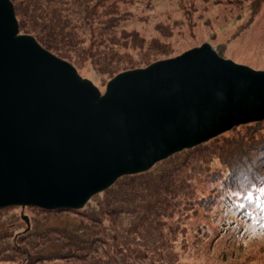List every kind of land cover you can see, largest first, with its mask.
I'll use <instances>...</instances> for the list:
<instances>
[{"label":"rangeland","instance_id":"1","mask_svg":"<svg viewBox=\"0 0 264 264\" xmlns=\"http://www.w3.org/2000/svg\"><path fill=\"white\" fill-rule=\"evenodd\" d=\"M99 1L97 8L107 28L92 27L87 19L77 17L74 8L70 22L76 37L67 50L75 63L64 60L102 93L122 72L175 58L204 43L224 58L264 70V0ZM95 34L113 39L108 46L113 41L120 45L108 56L106 47L97 46ZM255 127L240 125L180 151L171 160L172 168L179 171L176 182L152 179L149 188H136L143 177L155 175H124L115 182L116 188L95 194L80 211L35 206L0 210V264H264V215L250 221L245 220L250 216L244 217L239 223L243 205L226 207V192L217 190L223 187L217 180L227 173L222 157L243 158L239 153L243 138ZM175 183L179 196L158 197L148 206L139 200L142 191L145 197L154 196ZM220 197L223 201L214 208ZM23 215L29 219V230ZM231 222L233 227H226ZM77 236L86 238L88 246H79ZM47 251L70 254L32 261L36 252ZM92 255L96 262L87 257Z\"/></svg>","mask_w":264,"mask_h":264},{"label":"water","instance_id":"2","mask_svg":"<svg viewBox=\"0 0 264 264\" xmlns=\"http://www.w3.org/2000/svg\"><path fill=\"white\" fill-rule=\"evenodd\" d=\"M261 121L264 70L210 43L122 72L102 93L20 34L0 0V208L82 209L124 175Z\"/></svg>","mask_w":264,"mask_h":264},{"label":"trees","instance_id":"3","mask_svg":"<svg viewBox=\"0 0 264 264\" xmlns=\"http://www.w3.org/2000/svg\"><path fill=\"white\" fill-rule=\"evenodd\" d=\"M11 1L14 5L16 17L19 21L20 32L34 36L42 47L49 50L58 57L69 60L71 62H74V59L68 53L67 47L69 48V44L76 37L75 32L73 31L74 28L70 22V15L72 14L74 8L75 11H79L76 13L77 17H81L82 19H87L90 22V25H92V27L104 26L105 28H107L106 26L107 23L105 22L106 19H103L102 16L103 14H101V12H99L97 8L98 4L100 3L99 0H11ZM95 36H98V34H95ZM97 40H99L97 41V46L103 45L104 47L107 48V51L110 52L107 53L108 56H110L111 51L115 52L113 51V49L118 43L113 41L112 43H110L109 46L107 43L108 41L113 39H110V37L103 39L99 34ZM246 125H251L252 127L255 126L256 127L252 130L246 131L248 132L247 137L245 136L244 138L242 137L243 139H245V141L244 143L241 144L242 150L240 151L239 149L241 146L238 149L240 151L239 153H241L240 155L244 157L240 159L239 154H237L235 157L229 154L223 156L221 162L224 165H226L227 173L224 174L225 176L223 179L217 180V182L221 183V185L223 186L222 188L221 187L217 188L218 194L219 192L221 194V191L226 192L225 201L229 202L228 205H225L226 207H231L232 204H238V203L243 205L241 211L238 210V215H240V217L243 218V221H239V223L240 222L244 223V217L250 216L248 219H245L246 221H250L249 219H254L257 216L264 215V121L250 123ZM248 139H249V143L246 144L245 142ZM185 150L188 149H184L183 151ZM178 153H175L170 157H168L167 159L160 161L159 163L154 165L150 170L144 173L135 174L136 177L140 175H146V174L148 175L151 173L155 175L154 178L143 177L144 181L139 182L141 186L136 185V188H143V187H146L144 189L149 188L151 182L153 181L152 179L160 182H164L167 179L174 180L176 177L175 175L179 174V171L175 172V169L172 168L173 165L171 160L172 158H175V156H177ZM222 153L220 154V156H222ZM204 158L205 157H203L202 160ZM228 161H230V165L227 164ZM202 172H204V169L202 170ZM135 176L132 175L130 177H135ZM171 176H173V178H169ZM156 177H159L161 180H156ZM174 182L176 181L174 180ZM115 186L116 183L108 189H114L116 188ZM132 188L134 189L135 186H133ZM179 191L180 188H177L175 183L174 188L172 187L171 184L168 186V188L161 189L154 196L151 195L145 197L142 191L139 194L140 195L139 200L142 201L145 205L147 204L149 205L154 201L156 202L158 200V197H162V199L163 197H167V199L170 200L176 196H179V194H181L179 193ZM154 197L156 198V200H153ZM149 198H151V202H148ZM220 199L221 197L215 199V203L213 206L214 208L219 203H221V201H219ZM129 200L131 201V196L128 197L127 201ZM11 207H15V206H11ZM213 207L211 206V208ZM8 208L10 207L0 208V210L8 209ZM59 210L80 211L75 209H59ZM48 211H56V210H48ZM146 218H148V216H146ZM232 225L233 223L231 222L228 223L226 227H230ZM242 226L243 224L241 225V227ZM254 226L256 228L257 225ZM77 237H79L78 238L79 240L77 239V241L81 242V243H77L79 246H83V245L86 247L88 246L87 245L88 241L86 240V238H83L82 236H77ZM93 252L95 255L96 253H98L95 249L93 250ZM68 254L70 253L66 254L65 252H56V251L36 252L34 256H32L33 258L32 261L35 259L39 260L41 257H51V260H53L54 257L64 256ZM95 255L87 256V257H91L92 259H94V262H96L97 258H95L96 257ZM60 258H64V257H60Z\"/></svg>","mask_w":264,"mask_h":264}]
</instances>
